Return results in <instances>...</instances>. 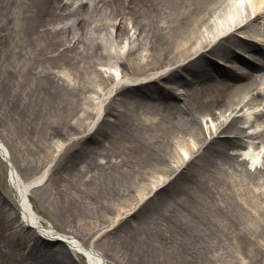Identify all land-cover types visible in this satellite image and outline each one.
I'll list each match as a JSON object with an SVG mask.
<instances>
[{
  "label": "bare ground",
  "instance_id": "1",
  "mask_svg": "<svg viewBox=\"0 0 264 264\" xmlns=\"http://www.w3.org/2000/svg\"><path fill=\"white\" fill-rule=\"evenodd\" d=\"M0 49V264H264V0H0Z\"/></svg>",
  "mask_w": 264,
  "mask_h": 264
},
{
  "label": "rangeland",
  "instance_id": "2",
  "mask_svg": "<svg viewBox=\"0 0 264 264\" xmlns=\"http://www.w3.org/2000/svg\"><path fill=\"white\" fill-rule=\"evenodd\" d=\"M104 30L102 31L101 34H104ZM14 40H18L20 41L21 39H4L5 43L9 42V41H14ZM250 44V43H249ZM248 44L243 42V47H246ZM260 47V46H259ZM262 48V47H261ZM237 54L239 55V59L240 58H246V54H249L250 52L248 51H236ZM2 54V49H0V56ZM245 54V56H244ZM257 55L259 58L262 57V53L261 51L257 52ZM1 58V57H0ZM263 58V57H262ZM211 61H213V64L215 63L217 66H224L225 63H223L220 59L218 58H213L211 59ZM6 67H0L1 70L5 69ZM243 70L248 71L249 73L256 71L254 68L252 67H248V66H242L241 67ZM218 76V74H217ZM220 77V76H218ZM162 82V81H161ZM158 84V83H155ZM162 83H159V85ZM179 90H181V88L176 89V93L178 94ZM20 97L21 99H24L25 97V91L24 89H20ZM7 98L8 95L4 94V93H0V103L1 104H6L7 103ZM175 100V99H174ZM177 101H180V97L177 98ZM0 104V105H1ZM1 106H5V105H1ZM6 120H8L6 118ZM5 145L7 146V144L5 143ZM8 148V146H7ZM9 149V148H8ZM15 153H13V150H11V154H10V150H9V157L10 160L9 162L13 165V167L20 171V169H18V164L23 163L24 161L22 160V158L20 157V154L17 151H14ZM13 154H15V156H13ZM8 165L6 163V161H4V159L1 157L0 155V178L4 181L5 185H9L12 189L13 187L9 184L8 181ZM4 187H2V185L0 184V194L4 193ZM30 194V200L34 206V209L36 210V212L38 213L39 218L42 220V224L44 227H52L53 229H55L57 232H60L62 234V232H65L67 230H69V224H67L58 214L57 209L54 207L53 203H51L50 201H48L47 199L42 198L41 196H38L34 193L29 192ZM12 199H13V204H14V210L15 212L18 214L20 212L19 206L17 204V196H16V191L12 190V192L10 193ZM117 214V212L115 211V208L111 209L110 213L107 214V217L110 216H114ZM103 220V218H102ZM126 223L128 226H130V223L128 221L124 222ZM72 224V228L74 226H77L76 222L71 221ZM104 224H108L107 227H105V229H113V227L116 226V221L115 222H111L107 220L106 223ZM85 228H88V226L83 225ZM90 226V225H89ZM110 226V228H109ZM100 228V226H98L96 229ZM25 232L27 231L26 229H23ZM55 260L57 259V257L52 256ZM82 260L86 263L89 264L87 262V259L79 252H76L75 250H73V254H72V261L75 262V264H79L80 261ZM118 259V258H117ZM83 262V264H84ZM109 264H121L119 261H114L109 259Z\"/></svg>",
  "mask_w": 264,
  "mask_h": 264
}]
</instances>
